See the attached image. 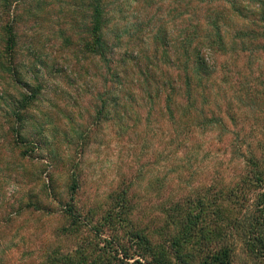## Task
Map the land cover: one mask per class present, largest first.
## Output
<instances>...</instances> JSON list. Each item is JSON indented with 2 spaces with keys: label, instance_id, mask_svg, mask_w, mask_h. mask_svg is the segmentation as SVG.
<instances>
[{
  "label": "rangeland",
  "instance_id": "rangeland-1",
  "mask_svg": "<svg viewBox=\"0 0 264 264\" xmlns=\"http://www.w3.org/2000/svg\"><path fill=\"white\" fill-rule=\"evenodd\" d=\"M15 1L11 0L10 12L0 13V27L10 21L17 34L11 59L16 77L0 70V264H41L46 251L57 245L68 249L81 239L95 241L97 229L102 230L104 217L124 189L132 200L130 220L151 236L154 244L170 246L177 235L191 241L186 247L195 255L200 249L205 252L210 243L213 249L233 248L231 264H263L262 258L256 261L251 255L238 230L227 229V241L203 237L211 228L201 222V209L194 213L199 216L195 240L184 231L186 212H192L186 198L206 195L211 187H233L247 174L245 160L235 153L234 146H242L248 153L249 146L255 149L264 137V99L252 102L245 97L249 85L255 91L264 88V53L256 50L258 46L251 47L255 49L252 57L219 58L220 64L238 63L244 75L218 80L212 104L222 125L213 131L201 130L192 146L190 133L183 132L181 138L173 135L164 100L150 102L140 85L128 87L133 92L131 103L124 98L117 107L111 105L106 65L85 48L89 0ZM188 1L109 0L107 11L113 18L109 36L114 37V29L129 31L116 42L121 52L139 47L147 56L163 61L169 73L180 72L170 63L171 57L176 59L174 50L158 46L155 37L161 30L164 34L178 33L184 27L188 30L191 18L187 12L196 16L193 19L209 17L197 8L182 6ZM241 1L253 6L252 0ZM181 9H185L183 16L177 12ZM229 18L226 28L230 36L250 26L237 17ZM0 36L1 63L8 56ZM25 96L32 97V102L16 121L13 108H18ZM231 115H236V120ZM75 176L81 185L74 194L76 211L82 220L91 211L92 221H84L91 232L84 230L71 242L57 239L56 233L69 226L65 212ZM175 203L181 204L177 211L171 210ZM222 205L230 208L227 201L218 200L212 209ZM243 214L232 210L223 218ZM171 215L179 216L181 224L168 226ZM223 218L212 221L217 220L220 228L226 226ZM213 225L216 227L215 222ZM108 227L103 239L116 234ZM118 235L127 239L123 232ZM127 245L133 259L122 254L119 257L125 262H119L144 263L135 247L130 242Z\"/></svg>",
  "mask_w": 264,
  "mask_h": 264
},
{
  "label": "trees",
  "instance_id": "trees-1",
  "mask_svg": "<svg viewBox=\"0 0 264 264\" xmlns=\"http://www.w3.org/2000/svg\"><path fill=\"white\" fill-rule=\"evenodd\" d=\"M196 1L203 6L197 7L194 0L183 3L182 6L187 9L189 7L197 8L209 16L207 19H193L196 16H193L192 12L186 11L188 17L191 18L188 30L187 27H184L175 34L165 32L166 35L161 30L155 37L158 46H164L165 50H174L173 55L176 59H173L171 54L170 63L180 72L169 73L167 68H163V61L147 56L139 47L120 51V43L116 44V42H120L123 38L122 34L126 35L129 31L120 32L119 29H114V37L109 36L111 33L110 23L113 20L107 11L109 0H89L88 7L91 10L89 39L85 43L86 50L106 65L111 85V98L109 99L111 105L117 107L119 103L122 104L120 101L124 98L127 101L130 100L129 103H131L133 92L128 87L140 85L146 91L147 99L150 102L158 99L164 100L165 109L172 122L173 135L181 138L183 132L190 133L192 146L198 139L201 130L213 131L215 127L222 125L221 119L214 116L212 104V96L216 95L213 92L217 90L218 80L222 81L224 78L229 81L225 76H229L231 79L232 74H237L239 77L244 75L241 68H238V63L232 65L230 61H226L220 64L219 58L238 59L240 55L244 54H249V57H252L250 53L255 52V49L251 48L254 44L258 46L256 50L264 53V0H252L253 6L245 5L241 0ZM19 2L22 0L15 1L16 4ZM11 7V0H0L2 16L6 15V12H10ZM179 11L182 12L180 16H183L185 9L177 12ZM205 15L201 17H205ZM229 16L232 19L237 17L243 22H250L249 28L236 31L230 36V30L228 27L226 28L228 20H231ZM248 17H253V19L249 20ZM0 33L4 38L2 42L8 56V60L6 57V60L0 63V70L16 77L17 70L11 64L17 45L16 31L8 21L0 27ZM130 33L133 32L130 31ZM132 35L134 36V33ZM230 37L232 38L229 39ZM227 65H230V68ZM231 66H233V70ZM219 72L223 76L218 78ZM262 95L264 96V88L261 91H255L253 85H249V92L245 97L255 102L257 98H259L258 100L264 99ZM31 102L32 97L25 96L18 108H13L16 121L20 120V114H23V110ZM215 106L219 107V105ZM110 112L114 111L110 110ZM231 119L236 120V115H231ZM182 139L184 140L185 137ZM249 149L248 153H244L242 146L233 148L237 155L244 158L247 173L242 175L241 180L233 187L228 189L224 186L219 189L211 187L206 195L201 196L196 193L186 198L187 203L192 206V212H186L185 226H188L184 227V231L189 238L195 240L199 216L194 213L201 209V222L211 228L208 230L203 228V232L207 230L203 237L211 241L213 239L227 241V229L230 232L238 230L254 259L260 261L262 258L264 264V137L259 139L255 149L251 146ZM71 183V200L67 204L68 209L65 212L69 226L59 230V233H56V238L72 242L81 233L91 232V229L88 228L89 225L85 226L84 221H92L90 218L92 212L88 213V217H85L86 220H82L81 213L77 212L75 208L76 197L74 194H77L81 188L78 177H72ZM118 196L120 198L114 201L107 217H104L105 222L102 225V230L97 229L94 236L95 241L81 239L80 244L68 249L57 245L46 251L41 264H113L116 261L118 262L114 264H121L119 261L122 263L125 261H122L123 259H120L119 255L124 254L123 257L126 259H133V256L129 254L130 247L127 245L129 242L132 248L135 247L138 257L145 261L144 263L137 261L136 264H231V253L234 249L226 246L213 249L209 243L205 252L200 249L199 255H195L186 247L191 245V241L185 237L181 238L175 235L170 240V246L154 244L151 236L147 235L129 218L133 212L129 190H122ZM218 200L227 201L230 208L226 209L227 205L225 207L222 205L212 209ZM252 200L253 202L250 203ZM34 207L39 209L37 205ZM115 208L118 211H115ZM180 208L181 204L175 203L171 210L177 211ZM232 210H237V214L239 212L243 214V210H246L247 213L238 218L224 219L223 215L228 216ZM214 217L223 218L222 222L224 220L226 226L219 228L217 220L212 221ZM214 222L216 227L213 225ZM180 224L179 216L171 215L168 226ZM107 226H109V231L116 234L113 238L103 239L101 236L107 232L104 229ZM92 231L96 230L92 229ZM119 232H123L122 237L127 239H120Z\"/></svg>",
  "mask_w": 264,
  "mask_h": 264
}]
</instances>
